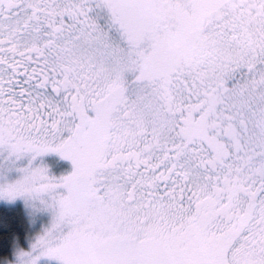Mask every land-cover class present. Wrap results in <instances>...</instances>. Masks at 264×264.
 I'll return each mask as SVG.
<instances>
[{
    "label": "snow or ice",
    "instance_id": "snow-or-ice-1",
    "mask_svg": "<svg viewBox=\"0 0 264 264\" xmlns=\"http://www.w3.org/2000/svg\"><path fill=\"white\" fill-rule=\"evenodd\" d=\"M0 264H264V0H0Z\"/></svg>",
    "mask_w": 264,
    "mask_h": 264
}]
</instances>
